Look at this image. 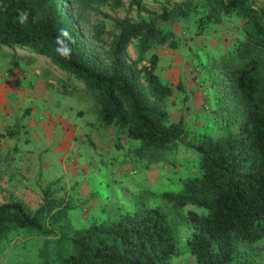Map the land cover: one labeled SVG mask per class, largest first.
<instances>
[{
    "label": "trees",
    "instance_id": "1",
    "mask_svg": "<svg viewBox=\"0 0 264 264\" xmlns=\"http://www.w3.org/2000/svg\"><path fill=\"white\" fill-rule=\"evenodd\" d=\"M127 1L150 17L117 20L120 30L106 58L87 48L66 0H0L7 5L0 9V44L46 55L83 82L94 97L99 121L120 128L130 139L127 153L132 160L149 166L166 164L186 129L182 116L172 119L163 107L173 87L156 73L158 54L152 53L141 67L136 62L154 46H178L171 25L179 17L195 11L202 12L200 21L239 16L244 38L219 56L222 79L211 67L215 107L211 126L195 138L196 173L179 177V190L143 189L144 195L160 196L165 204L142 201L130 210L111 206V215L79 228L70 222L71 205L58 194L56 181H49L33 212L18 200L0 203V254L9 235L24 229L42 238L37 264H171L177 247L175 226L181 219L190 224L188 245L195 264H257L256 255L264 248V0ZM144 3L156 4L161 11ZM19 9L39 15L38 22L32 23L30 16L27 24H19ZM60 28H67L75 40L70 60L54 51ZM103 31L100 21L95 26L97 39ZM132 38L137 39L136 62L125 56ZM188 205L194 208L182 213Z\"/></svg>",
    "mask_w": 264,
    "mask_h": 264
},
{
    "label": "rangeland",
    "instance_id": "2",
    "mask_svg": "<svg viewBox=\"0 0 264 264\" xmlns=\"http://www.w3.org/2000/svg\"><path fill=\"white\" fill-rule=\"evenodd\" d=\"M66 1L68 11L78 19L84 32L87 48L104 58L108 55L114 36L120 30L117 20L129 18L132 21H138L150 17L142 7L130 6L127 0H121L120 4L116 2L117 0ZM143 5L156 12L161 11L156 4L144 3ZM201 17L202 12L195 11L174 21L171 29L178 41L176 48L166 45L154 46L146 51L143 60L136 62L137 39L132 38L126 45L127 60L135 61L138 67L148 64V58L152 53L158 54L159 66L156 73L173 87L172 95L163 102V107L170 118L177 119L182 113L188 120L192 118L190 114L197 115L199 108L202 109L203 115L200 118L203 123L201 131L193 128L192 135L186 132L184 139L177 142L175 149L169 152L170 160L165 161L166 164L159 163L146 170H144L145 162L134 161L127 153L131 142L125 133L116 125H113L115 128H106L105 126L110 125H104L99 121L94 97L83 82L52 63L46 55L21 50L13 51L1 43L0 133L3 136L0 138V203L18 200L29 212H33L41 203L40 189L47 182V175L36 173L37 188H31L29 176H31L32 163L29 162L31 160L26 151L27 148L32 149L33 145L30 144L26 148L29 137L31 139L33 135L61 131L62 128L81 132L86 124L91 127L92 132L89 136L93 140V150L82 151V158H77L76 162L79 167L83 165L88 170V174L83 173V176L89 175L91 187L96 190L98 196L106 194L107 203L112 204L113 209L117 208L118 194L121 196L123 193L120 194V191L124 190L123 182L115 179L112 174V171L116 172L115 164L119 163L121 167L123 166L120 171H123L128 179L140 180V177L144 175L142 172H145L148 175L147 178L151 179V186L156 193L162 189L173 190L179 177L187 173H196L198 155L194 147L195 138L211 126L213 117L211 111L215 107L216 93L210 86L215 73H212L211 67H214L218 73L219 56L230 52L235 44L244 38L243 19L235 14L223 15L219 22L200 21ZM100 21L104 24V31L101 39H97L95 26ZM199 27L202 30L197 33ZM218 74L221 78L222 72ZM32 101L34 104H31ZM7 132L12 135L7 136ZM110 141L117 148L112 147L119 152V162L116 163V158L114 164L105 157L107 153L103 151V144ZM83 142L78 138L74 140L73 154L84 147ZM124 145L127 148L118 149L120 146L123 148ZM109 146L110 144L104 149L106 150ZM46 158L47 161H51L50 157ZM131 169H135L136 174L131 175L129 173ZM152 187L145 186L144 189L151 191ZM71 199L73 202L71 200L67 202L71 205L68 214L73 227L86 226L91 221L97 220L94 219L97 212L95 207L87 209L77 205L74 198ZM141 201L151 205L166 202L160 196L144 194ZM81 204L84 203L81 202ZM187 208L194 207L188 205L182 213L186 212ZM113 209L109 210L106 216L111 215ZM175 232L177 247L176 255L171 258V264H195V257L188 245L191 234L188 221L177 219ZM41 245V237L29 234L24 229L15 231L9 235L8 244L0 254V264H12L17 261L37 264ZM260 254L263 258L264 248Z\"/></svg>",
    "mask_w": 264,
    "mask_h": 264
},
{
    "label": "crops",
    "instance_id": "3",
    "mask_svg": "<svg viewBox=\"0 0 264 264\" xmlns=\"http://www.w3.org/2000/svg\"><path fill=\"white\" fill-rule=\"evenodd\" d=\"M37 71L39 72V70ZM31 104H34V102L32 101ZM201 112L202 109L199 108V111L196 112L197 115L194 113L190 114L189 116L192 117L193 120L192 118L187 120V116H185L184 114L182 115V113L180 114V116L184 118L185 129L187 134L192 135L191 129L193 128L201 131V127L203 124L200 119L203 116ZM105 127L115 128V126L113 125ZM35 130L36 125L34 127V131ZM82 130L83 131L81 132H72L70 130L62 128L61 131L52 132L49 134L33 135L31 136V139L29 137V143H27L26 148L30 144L33 145L32 149L28 150L27 148L26 151L27 156L31 160L29 162L32 163L30 172L31 176H29V183L31 184L32 189H36V173L46 174L47 182L56 181L55 186L58 191V194L62 196V199L66 203H68V200H71L73 202L71 198H74V200L77 201V205L83 206L87 209L90 207H95L97 209V212L94 216V219L99 220L100 218L102 219L106 215V213L111 209L112 204L107 203L108 197L106 194H104V196H98L96 190L90 185L91 182L90 180H88L89 175L83 176V173L88 174V170H86L83 165H81L80 168L76 162L77 158H82V151L88 152L93 150V140H91L89 136V134L92 132L91 127L86 124ZM77 138L81 139V141H84V147L73 154L72 149L75 146L74 140H76ZM109 144L110 146L105 150L104 148ZM103 146V151L107 153L105 157H107L112 164H114L113 162L116 160V158V163L119 162V152H117V149H115L117 147L113 145L111 141L110 143H104ZM112 146H115V148H113ZM124 148H127V146L124 145L123 148L122 146H120L118 149L123 150ZM59 150L62 151L59 153ZM47 156L51 158V161H47ZM124 161L127 162V160ZM159 163H152L149 166H146L144 170L151 168L153 165ZM120 165L121 164L119 163L115 164L116 172L112 171V174L114 175L115 179L117 178L118 181L123 182L125 190L124 191L122 189L123 192L120 191V194L123 193L121 194V196L118 194L119 202L117 206L121 207L124 210L134 209L142 202L141 197L143 195V189L145 188V186L152 187V182L151 179L147 178L148 175L145 174V172H142L144 175L140 177V180H137L136 178L128 179V177L124 175L123 171H120V168L123 167H121ZM188 174L189 173H187L186 175ZM186 175H183L181 177H185ZM175 184L176 186L173 190H179L182 186L180 179ZM74 187L76 188L73 189ZM151 189L154 190L153 187ZM42 199L43 195L41 191V203ZM81 202H83L84 204H81ZM261 252L262 250L256 255L257 264H264V257L261 258Z\"/></svg>",
    "mask_w": 264,
    "mask_h": 264
},
{
    "label": "clouds",
    "instance_id": "4",
    "mask_svg": "<svg viewBox=\"0 0 264 264\" xmlns=\"http://www.w3.org/2000/svg\"><path fill=\"white\" fill-rule=\"evenodd\" d=\"M7 5L0 3V9L6 10ZM31 13L27 9H19L17 10V15L15 20L21 24L25 25L29 22V18ZM39 20V15L31 16V22L37 23ZM55 42V53L65 60L71 59L72 48L71 45L75 43V40L71 34V32L67 28H60L59 34L54 38Z\"/></svg>",
    "mask_w": 264,
    "mask_h": 264
},
{
    "label": "built area",
    "instance_id": "5",
    "mask_svg": "<svg viewBox=\"0 0 264 264\" xmlns=\"http://www.w3.org/2000/svg\"><path fill=\"white\" fill-rule=\"evenodd\" d=\"M136 170L135 169H131L130 171H129V173L132 175V174H136Z\"/></svg>",
    "mask_w": 264,
    "mask_h": 264
}]
</instances>
